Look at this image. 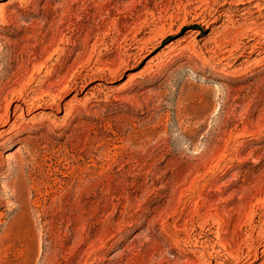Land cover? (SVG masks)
<instances>
[{
    "label": "rangeland",
    "instance_id": "1",
    "mask_svg": "<svg viewBox=\"0 0 264 264\" xmlns=\"http://www.w3.org/2000/svg\"><path fill=\"white\" fill-rule=\"evenodd\" d=\"M242 2L0 0V264H264V0Z\"/></svg>",
    "mask_w": 264,
    "mask_h": 264
},
{
    "label": "bare ground",
    "instance_id": "2",
    "mask_svg": "<svg viewBox=\"0 0 264 264\" xmlns=\"http://www.w3.org/2000/svg\"><path fill=\"white\" fill-rule=\"evenodd\" d=\"M240 2V1H239ZM241 2H242V0H241ZM244 2V1H243ZM242 2V3H243ZM213 15V14H212ZM219 15H221V14H218V16ZM205 18V17H204ZM202 19V18H201ZM218 19V17H213V19L211 20V21H216ZM204 21V20H203ZM205 23H206V20H205ZM204 23V24H205ZM207 24V23H206ZM152 43V42H151ZM157 48V44H150V45H148V43L147 42H145V43H143V45H141V47H139L138 48V50L134 53V56H132V58H131V61H137V60H141V59H143L144 57H146V56H148L150 53H152V51H154L155 49ZM130 60V59H129ZM37 73V72H36ZM117 72H115V74H116ZM38 74V73H37ZM57 84V83H56ZM63 91V90H62ZM56 98V97H55ZM51 99H54V98H51ZM22 100V99H21ZM23 101V100H22ZM50 101H52V100H50ZM49 101V102H50ZM54 101V100H53ZM58 101V100H57ZM56 101V103H55V101L54 102H50L52 105H53V107H55L56 109H60V103L59 102H57ZM12 102V101H11ZM29 103V102H28ZM25 104V103H24ZM50 104V105H51ZM20 105H22V102H21V104ZM26 105V104H25ZM24 106V105H23ZM35 107H18L17 105H15L14 107H13V115L15 114L17 117L18 116H20V115H22V113L24 114V111L25 112H27V113H30L31 111L33 112V109H34ZM37 108H35V110H36ZM8 110V109H7ZM20 111V113L17 115L16 114V112L17 111ZM6 113H5V117H6V120H5V122H7V120H8V117L11 115L10 114V111H5ZM3 115V114H2ZM4 119V118H3ZM1 121V120H0ZM3 122V121H2ZM5 122H3V123H5ZM1 124V123H0ZM3 125V124H2ZM11 145H9V144H7L6 145V148H5V150H7L9 147H10ZM195 244V243H194ZM206 264V263H205Z\"/></svg>",
    "mask_w": 264,
    "mask_h": 264
}]
</instances>
